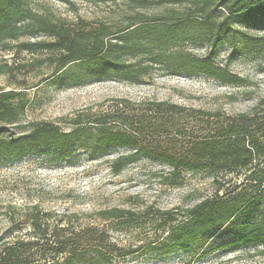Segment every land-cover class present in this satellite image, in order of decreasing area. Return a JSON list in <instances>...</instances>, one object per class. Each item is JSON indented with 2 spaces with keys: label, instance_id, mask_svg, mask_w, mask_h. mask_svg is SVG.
Returning <instances> with one entry per match:
<instances>
[{
  "label": "trees",
  "instance_id": "obj_1",
  "mask_svg": "<svg viewBox=\"0 0 264 264\" xmlns=\"http://www.w3.org/2000/svg\"><path fill=\"white\" fill-rule=\"evenodd\" d=\"M70 7L77 1L92 4H118L125 2L136 11L123 22L80 20L78 28L62 20H54L30 6V0H0V48L11 50L17 42L20 51L47 52L44 63L55 66L49 76L52 86L73 87L88 82L116 79L139 82L155 67L170 61L164 48L181 41L204 39L208 51L204 57L175 54L177 70L202 73L224 84H242L245 79L215 63L223 45L232 52L242 46L264 45L262 37L245 34L235 27L232 17L246 21L264 19V0H181L188 4L186 13L149 15L144 12L151 6H160L164 0H59ZM46 35L50 40L31 41L22 38ZM26 68L25 64L16 65ZM13 71L9 65L0 73ZM126 105L133 102L124 100ZM28 100L23 91L0 89V164L4 157L13 160L28 155L66 159L79 149L101 157L112 149H129L130 156H119L113 162L115 174L128 162L150 159L168 164L175 173L180 170L241 173L252 170L247 182H241L227 196L205 198L185 212H160L172 221L183 213L186 219L170 227L167 237L151 244L150 250L164 259L178 252H190L202 237L221 231L241 217L236 239L228 244L234 251L263 247L264 217L251 219L247 214L264 201V97L253 112L224 116L221 112L188 109L168 101L153 100L139 105L138 109H121L96 116L94 127L74 121L71 130H63L54 122L31 123L28 131L15 136L16 129L24 128L21 117ZM203 119L196 129L186 130L178 118ZM121 119L125 124L116 122ZM51 212L37 207L26 216L33 225V237L7 245L0 255V264H43L36 255L56 259L44 264H119L114 244H109L106 230L94 226L50 225ZM104 221L124 224L138 220L145 213L131 209L111 208L99 213ZM160 215V214H158ZM124 229V228H123ZM105 247H102V246ZM136 250L122 254L131 255ZM64 255L61 260L58 256Z\"/></svg>",
  "mask_w": 264,
  "mask_h": 264
},
{
  "label": "rangeland",
  "instance_id": "obj_2",
  "mask_svg": "<svg viewBox=\"0 0 264 264\" xmlns=\"http://www.w3.org/2000/svg\"><path fill=\"white\" fill-rule=\"evenodd\" d=\"M164 1L163 5L148 7L144 12L154 16L182 15L188 10V4L181 0ZM29 4L41 14L62 20L74 28L79 27L80 20L123 22L140 11L125 2L118 5L77 1L70 7L59 0H30ZM231 21L245 34L264 39V19L249 22L235 16ZM26 39L46 41L50 37L40 35L22 38L19 42ZM10 44L11 50L0 48V68L6 64L13 68L11 73H0V89L23 91L28 100L21 117L25 127L16 129L13 138L24 134L29 130L27 126L35 122H54L67 131L73 128L75 120L94 127L96 116L111 113L117 106L130 112L153 100L234 116L253 112L264 97V45H244L236 52L227 45L220 47L215 63L242 76L245 82L238 85L224 84L202 73H174L178 67L175 54L195 57L207 54L204 39L196 35L194 40L164 48L172 54L170 61L152 69L139 82L108 79L57 88L49 79L55 66L44 63L49 53H28L20 51L17 42ZM20 64H25L26 68L17 69L16 65ZM124 100L133 102L135 107L126 105ZM116 122L125 124L121 119ZM177 122L186 130L205 124L203 119L187 115L179 117ZM130 154L129 149L120 148L101 157H94L85 149H79L66 159L46 155H28L18 160L4 157L0 164V255L7 245L33 237V225L26 214L37 207L52 213L51 228L59 222L61 226L77 229L80 225L105 229L107 242L114 244L111 251L119 264H264V255L259 253L263 247L234 251L228 246L245 224L243 217L219 232L202 237L187 253L178 252L161 259L149 247L167 237L170 227L188 216L183 213L170 221L160 212H185L205 198L230 195L241 182H247L252 170H243L239 174L180 170L173 174L174 170L168 164L143 158L128 162L120 173L115 174L114 160ZM115 207L145 215L138 220H128L126 227L100 217V211ZM247 215L254 220L263 218L264 201ZM133 250L136 252L122 256ZM58 258L63 260L65 256ZM35 259L44 264L56 258L49 255L44 259L38 254Z\"/></svg>",
  "mask_w": 264,
  "mask_h": 264
}]
</instances>
